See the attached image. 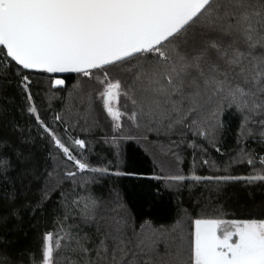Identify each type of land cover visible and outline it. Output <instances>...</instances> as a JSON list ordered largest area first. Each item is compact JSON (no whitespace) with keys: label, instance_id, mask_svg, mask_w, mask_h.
Listing matches in <instances>:
<instances>
[{"label":"snow or ice","instance_id":"1","mask_svg":"<svg viewBox=\"0 0 264 264\" xmlns=\"http://www.w3.org/2000/svg\"><path fill=\"white\" fill-rule=\"evenodd\" d=\"M0 98L27 118L0 120V226L52 214L34 248L0 237V264H264V0H0Z\"/></svg>","mask_w":264,"mask_h":264},{"label":"trees","instance_id":"2","mask_svg":"<svg viewBox=\"0 0 264 264\" xmlns=\"http://www.w3.org/2000/svg\"><path fill=\"white\" fill-rule=\"evenodd\" d=\"M54 104L58 105V101H54ZM7 105V101L3 98H0V106ZM9 111L6 116H0V120L7 119L12 120L13 118L17 119L21 124H24L26 117H21L18 109H12L11 105H7ZM231 128L235 129V122H232ZM234 145V139L232 133H226L224 137V148L227 151L231 146ZM126 162L129 163L130 167H136L138 170L145 172L146 174H151V160L147 156L138 155L140 150L136 148L134 144L126 147ZM96 153L99 156L109 155L107 152L106 146L102 143L96 145ZM99 156H93V163L99 158ZM131 157L132 160L129 161L127 158ZM217 161L219 162L220 157L216 156ZM134 161V162H133ZM188 162H185V170H187ZM199 174L207 175L209 170L207 168L197 169ZM236 174H243L245 168L243 166L238 167ZM155 183V182H153ZM111 185V181H106L105 186L100 188L97 186V192L100 195L107 196L108 187ZM140 182L135 180H130L129 178H123L120 182L121 190L125 194V198L129 202V207L137 215H142L146 209L144 207V189L142 186H139ZM155 191V189H153ZM161 196L157 199L152 206L150 215L153 217L156 223H165L171 220L175 214L176 207V196L173 193H169L160 188ZM0 195H2V189H0ZM259 196V194H257ZM182 198L187 203L188 193L185 191L182 193ZM247 198L244 195L243 189L237 188L234 190V194L231 195L230 199L225 202L226 211L232 212L237 210L241 205L246 202ZM6 203L0 199V216H3L7 211ZM51 227L52 225V214L49 212L47 221L43 218H40V223L37 225V218L32 217L29 213L21 211V218L19 220L12 219L8 222L6 227L0 226V237H6L8 241L11 242V247L9 248L10 254L15 255L22 249L34 248L38 240V234L42 232L46 226Z\"/></svg>","mask_w":264,"mask_h":264}]
</instances>
